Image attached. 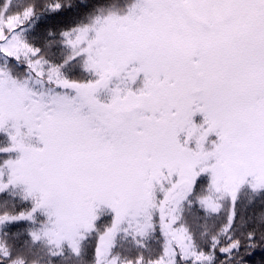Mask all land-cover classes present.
<instances>
[{
	"label": "snow or ice",
	"instance_id": "obj_1",
	"mask_svg": "<svg viewBox=\"0 0 264 264\" xmlns=\"http://www.w3.org/2000/svg\"><path fill=\"white\" fill-rule=\"evenodd\" d=\"M0 135V264H264V0H0Z\"/></svg>",
	"mask_w": 264,
	"mask_h": 264
},
{
	"label": "trees",
	"instance_id": "obj_2",
	"mask_svg": "<svg viewBox=\"0 0 264 264\" xmlns=\"http://www.w3.org/2000/svg\"><path fill=\"white\" fill-rule=\"evenodd\" d=\"M2 198V197H0ZM253 211H259V206H254V207H249L246 211V215L247 214H251ZM41 264H44V262L42 261Z\"/></svg>",
	"mask_w": 264,
	"mask_h": 264
},
{
	"label": "rangeland",
	"instance_id": "obj_3",
	"mask_svg": "<svg viewBox=\"0 0 264 264\" xmlns=\"http://www.w3.org/2000/svg\"><path fill=\"white\" fill-rule=\"evenodd\" d=\"M5 137L3 135H0V142H3Z\"/></svg>",
	"mask_w": 264,
	"mask_h": 264
}]
</instances>
